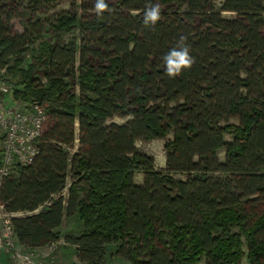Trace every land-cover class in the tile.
<instances>
[{
    "label": "trees",
    "instance_id": "16d2710c",
    "mask_svg": "<svg viewBox=\"0 0 264 264\" xmlns=\"http://www.w3.org/2000/svg\"><path fill=\"white\" fill-rule=\"evenodd\" d=\"M60 1L0 0V79L46 109L33 163L0 184V203L25 212L13 218L20 244L64 239L82 264H106L112 245L121 264H242L245 239L249 264H264V0H106L103 18L95 0H70L36 16ZM181 36L195 62L170 78L162 57ZM171 134L157 170L136 143ZM75 214L83 230L62 233Z\"/></svg>",
    "mask_w": 264,
    "mask_h": 264
},
{
    "label": "built area",
    "instance_id": "2783aa9c",
    "mask_svg": "<svg viewBox=\"0 0 264 264\" xmlns=\"http://www.w3.org/2000/svg\"><path fill=\"white\" fill-rule=\"evenodd\" d=\"M5 71H2L4 74ZM12 85L6 77L0 79V131L2 162L0 184L14 174L18 166L31 165L38 153L37 141L46 118V109L38 101L7 103L2 96L10 94ZM25 212H10L0 203V264H57L58 245L54 241L45 247L29 248L20 244L13 218Z\"/></svg>",
    "mask_w": 264,
    "mask_h": 264
},
{
    "label": "rangeland",
    "instance_id": "374dc122",
    "mask_svg": "<svg viewBox=\"0 0 264 264\" xmlns=\"http://www.w3.org/2000/svg\"><path fill=\"white\" fill-rule=\"evenodd\" d=\"M215 4H216L217 8L222 7V1L221 0L216 1ZM70 7H71L70 0H61L54 7H51L48 9L46 8V10H44L43 12L37 13L36 16L41 18V19H47V18L52 17L54 15H58L59 13H61L63 11L69 10ZM79 12H80V10H79ZM223 16L225 18L232 19V18L236 17V14L231 13V12H224ZM13 31L15 33H19V32L23 31L22 20L16 19L14 21ZM79 34H80V32L77 29L71 33H63L61 38L63 40H70L73 37H78ZM44 36L53 42L56 40V37L54 36V34L49 32V31H46ZM37 45H38V42L34 45H30V47L28 48V51L25 55V62L26 63L30 62L32 50H33V48H36ZM40 79L43 83L47 84V81L45 78L40 77ZM12 89H13V85H12ZM7 95H11V93L7 94ZM3 96H2V98H3ZM4 98H5V96H4ZM21 102L24 103L23 101H21ZM113 121L117 122V123L125 122L124 119L119 118V117H116ZM222 124L223 125H226V124L238 125V124H240V121L237 118H231L228 121H224ZM0 136H1V131H0ZM172 139H173V135L171 134L168 136V139L139 140L136 143V145H137V148L140 152L154 157L155 168L157 170H164L166 168V161H167L166 144L169 140H172ZM226 139L228 141H232L233 136L230 134H227ZM0 146H1V139H0ZM71 150H72L71 152L74 151V149H71ZM1 153L2 152H1V147H0V155H1ZM219 157L222 161L225 160V157H226L225 150H222L219 152ZM172 175L177 179H184V180L186 179V174H183V173H173ZM135 181L138 184H142L144 182V174L140 171L136 172L135 173ZM78 221H79L78 214H75L73 216H66L65 220H64V222H63V224L59 230L65 234H68V233L78 234L79 230L82 227ZM61 240H62V242H60L58 245L57 264H82L81 261L79 260L78 256H77V254H76V251H75L73 245L68 244L64 239H61ZM244 242H245L244 250L246 252V256L242 260V264H249V260H248V256H247L249 249H248V245H247V242L245 241V239H244ZM115 248H116L115 245L109 246V248H108V259H107L106 264H121V261H120L121 259L118 258L117 256L114 257L112 255L114 253ZM205 263H206V257L203 259L201 264H205Z\"/></svg>",
    "mask_w": 264,
    "mask_h": 264
},
{
    "label": "clouds",
    "instance_id": "9594fccd",
    "mask_svg": "<svg viewBox=\"0 0 264 264\" xmlns=\"http://www.w3.org/2000/svg\"><path fill=\"white\" fill-rule=\"evenodd\" d=\"M95 13L98 18H103L107 11H111L106 0H95ZM161 19V8L158 4L146 5L144 11L143 24L145 27H154ZM186 37L181 36L177 46L171 48L162 57L165 66V74L170 78H175L182 74L185 69H190L195 62V58L190 54V46L185 44Z\"/></svg>",
    "mask_w": 264,
    "mask_h": 264
},
{
    "label": "crops",
    "instance_id": "0c3cea01",
    "mask_svg": "<svg viewBox=\"0 0 264 264\" xmlns=\"http://www.w3.org/2000/svg\"><path fill=\"white\" fill-rule=\"evenodd\" d=\"M3 99H4L7 103H13V102H16V101L12 98V95H5V98H4V96H3ZM1 137H2V136H0V139H1ZM65 217H66V216H65ZM65 217H64V219H63V222H64V220H65ZM78 222H79V224L82 226L80 219H79ZM82 230H83V227H81V229L79 230L78 233H80ZM64 234H65V233H64ZM73 247H74V249H75V251H76V246L73 245Z\"/></svg>",
    "mask_w": 264,
    "mask_h": 264
}]
</instances>
